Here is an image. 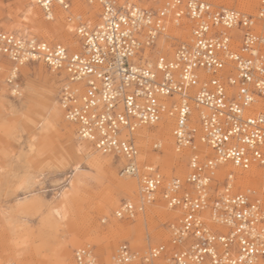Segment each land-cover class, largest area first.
<instances>
[{
  "label": "built area",
  "instance_id": "1",
  "mask_svg": "<svg viewBox=\"0 0 264 264\" xmlns=\"http://www.w3.org/2000/svg\"><path fill=\"white\" fill-rule=\"evenodd\" d=\"M34 1L49 21L57 8L67 11L79 46L0 30V59L15 66L41 60L63 73L58 100L80 139L104 155L123 156L122 175H139L134 132L170 114L176 149L190 151L184 177L166 179L154 166L141 175L143 202L159 192L167 207L181 211L170 241L151 245L142 263L264 264V110L256 107L264 102V32L258 30L264 0L256 13L207 0H168L157 8L149 0H83L99 5L96 23L76 20L69 0ZM184 20L190 38L178 41L171 56L153 55L169 26ZM201 145L213 156H203ZM222 162L261 168V191L234 190L231 174L219 181ZM142 209L125 201L115 215L133 218ZM138 257L128 243L109 262L89 245L74 251L76 264H132Z\"/></svg>",
  "mask_w": 264,
  "mask_h": 264
},
{
  "label": "rangeland",
  "instance_id": "2",
  "mask_svg": "<svg viewBox=\"0 0 264 264\" xmlns=\"http://www.w3.org/2000/svg\"><path fill=\"white\" fill-rule=\"evenodd\" d=\"M69 1L73 12L77 13L81 7L84 20L99 21V5H89L83 0ZM166 1L149 0L147 5L157 8ZM207 1L249 13H256L260 5V0ZM30 8L35 9L43 25L56 29L45 30L39 26L40 22H33L29 16ZM72 25L65 18L46 20L32 0H0V30L33 34L49 42H63L74 49L77 45L69 41L79 40ZM262 28L264 24L258 30L264 32ZM190 30L191 24L187 20L179 27L170 25L168 36L158 40L153 55L161 51L171 56L178 41L190 38ZM62 31L69 32L71 40L66 39ZM61 75L37 61L21 65L14 83L7 80V71L0 74V264H76L74 251L84 245L93 248L99 261L109 262L122 243H128L139 254L132 264H143L140 256L151 245L170 241V225L178 221L181 211L167 207L159 192L154 200L144 202L143 210L133 218H119L115 211L125 201L141 203L140 178L147 172L146 166L157 167L166 179L184 177L190 151L176 152L172 133L174 117L170 118L171 136L166 138L167 147L158 135L139 136L140 174L122 176L124 161L121 163L117 156L104 155L91 143L80 139L76 126L62 113L56 123L46 120L58 99L64 76ZM149 128L154 130L156 126ZM156 142L161 144L160 148H154ZM73 144L88 147L92 156L102 160L111 159L106 167L114 176L96 168L88 169L84 164L85 173L95 179L71 189L65 217L60 219L52 208L59 206L60 193L69 186L70 175L74 172ZM207 154L213 156V151ZM89 160L90 157L84 159ZM237 169L254 172L256 178L248 183L235 181L234 190L261 191V168L257 171ZM223 175L220 174L221 180ZM119 180H132L133 187L115 186L114 181ZM261 195L264 200V193Z\"/></svg>",
  "mask_w": 264,
  "mask_h": 264
},
{
  "label": "bare ground",
  "instance_id": "3",
  "mask_svg": "<svg viewBox=\"0 0 264 264\" xmlns=\"http://www.w3.org/2000/svg\"><path fill=\"white\" fill-rule=\"evenodd\" d=\"M32 1L36 4V2L34 0H32ZM244 1L250 2V0H244ZM79 9L77 10V13H75L76 11L73 12L72 11V8L70 9L69 12L76 18V20L78 19L77 16L78 17L80 16L81 18L85 19L83 17V14H84L83 10H81V9L79 10ZM68 15H69V13L67 11H64L61 8H57L56 13H55V18L57 20L61 21L64 18L66 19ZM29 16L31 17V20L33 22H35V23L40 22L39 21L38 13L35 11V9L30 8V10H29ZM55 18H54V20H55ZM43 24L44 23H41L40 22V25L39 26H41L45 30L48 29V30L51 31L52 29L53 30L56 29V28H54L52 26H49V25L45 26ZM70 24H73V22H70ZM262 29H264V28H262ZM18 33H21V32H18ZM63 33H64L63 36L66 37V39H70L71 40V35H70L69 32L64 31ZM165 34L168 35L167 32ZM42 39H44V38H42ZM44 40H46V39H44ZM46 41H48V40H46ZM69 42L72 43V45H77V47L79 46V41L76 42L74 40H71ZM37 62H42V61L41 60H38ZM15 67H17V69ZM19 67L20 66H15L10 60H8L6 58L0 59V74H1V72H3V70L7 71V78H8V76H9L10 73H11V75H16L18 73V71H19ZM63 75L64 74L62 73L61 77ZM63 81H64V79L62 80V82ZM14 87L16 88V84L14 85ZM256 107H257V110L258 111H260L262 109L264 110V102L263 101L262 102L259 101L257 103ZM61 113L63 114V109H62V107L60 105L59 100L56 99L54 101L53 106L51 107L50 111L48 112L47 117H45V118H46L47 121L48 120H51L54 123H56V121L60 117ZM173 117H174L173 115L166 114L161 121H159L157 124L153 125V126H156V128L154 130H152L151 128H149V127H153V126L145 125V126L139 127L134 132V135L136 137L137 143H138L139 136H144V137L148 138V137H153L154 135H158L159 136V139L165 140V147H167V139L166 138L167 137L169 138V136H171V133H170L171 132L170 131V129H171V126H170L171 121L169 122L168 119H170V118L173 119ZM174 122H175V117H174ZM68 136L69 137L71 136V134L69 132H68ZM138 147H139V145H138ZM199 150H200L201 154H203V156H210L207 153H210L211 154V152L213 151L210 147H206L205 145H201ZM177 151L178 150L176 149V152ZM73 154H74L73 155V158H74V163H73L74 164V167L72 168V170H74V172H73L72 175H70L71 179L69 180V186L68 187H65L64 190L61 191V193H60L61 202H60L59 206L52 208L53 213L55 215H57L60 219H63L65 217V214H66V204H67L66 202L69 199V195H70L71 189L77 187L82 182L83 183L84 182L85 183H90L91 181H93L95 179L89 173H85L84 166H83L84 164H86V168H88V169L89 168L90 169L91 168H96L97 170L104 171L105 173H107L109 175L112 174V176H114L113 173L111 171L107 170V167H106L108 165L109 161H112L111 159L102 160L98 156H92V153L89 151L88 147L83 146V148H81V147H79V146H77L75 144H73ZM139 155H140V147H139ZM89 157L91 159V160H89V162L84 161L85 158H89ZM119 158L121 160V163L123 161L125 163L126 160H125V158L123 156H120ZM137 159H138V157H137ZM230 164H231L230 162H222V163H219L218 164L215 172H216V177H217V179L219 181H223L225 179L226 175H230V174L232 175V177L234 179V182L235 181H240V182H243V183H248L249 181L254 180L256 178V174L254 172H241V171H239L237 169L238 167H236V166L233 167V166H231L232 164L231 165ZM146 167H149V166H146ZM257 169H259V167L253 166L250 169H247V170H244V171H252V170H256L257 171ZM241 170H243V169H241ZM222 173L224 175H223V179L221 180L219 177H220V174H222ZM138 174H140V170H139ZM122 176H124V175H122ZM126 176L127 177H131L133 175H125L124 177H126ZM114 185L115 186H119V187H124V188L131 189L133 187V181L132 180H119V181H114ZM139 205H142L143 206L144 205V202L141 201V203Z\"/></svg>",
  "mask_w": 264,
  "mask_h": 264
}]
</instances>
